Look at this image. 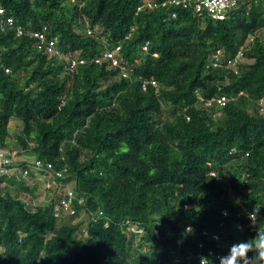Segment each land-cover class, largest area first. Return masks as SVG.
Instances as JSON below:
<instances>
[{
  "label": "trees",
  "instance_id": "1",
  "mask_svg": "<svg viewBox=\"0 0 264 264\" xmlns=\"http://www.w3.org/2000/svg\"><path fill=\"white\" fill-rule=\"evenodd\" d=\"M141 1L0 0L24 30L0 29V148L13 167L67 169L54 179L78 194L57 217L59 199H35L49 174L0 178V264H219L210 251L255 238L248 213L264 226V0L222 21ZM45 28L86 63L71 71L38 49ZM116 47L129 78L95 62Z\"/></svg>",
  "mask_w": 264,
  "mask_h": 264
},
{
  "label": "built area",
  "instance_id": "2",
  "mask_svg": "<svg viewBox=\"0 0 264 264\" xmlns=\"http://www.w3.org/2000/svg\"><path fill=\"white\" fill-rule=\"evenodd\" d=\"M259 0H165L161 3L155 0H142L137 11L143 9H154L157 7H168V6H181L183 8H192L193 11L198 15H205L213 20L222 21L225 20L229 14L236 10L237 8L257 2ZM0 29H4L6 26L14 27L18 36L23 35V27L21 25H15V20L12 17L5 16V9L0 7ZM172 17H176V14L173 13ZM44 31L32 32L31 35L36 39V44L38 49L44 50L48 55L55 56L60 59H63L67 63V69L75 70L78 65L86 63V60L74 57L71 54H66L60 51L57 48L58 38H49ZM144 50H147V47H144ZM157 56V55H155ZM243 56V48L239 50L234 58L227 60V65L235 69L238 68V63ZM223 61V53L221 50H218L212 57L211 64L213 67H221ZM96 63L107 62L109 69H118L119 74L123 78L130 77L131 68L121 59L120 47H116L111 51H107L103 54L102 57L95 59ZM7 73L10 72L9 69L6 70ZM152 85L157 87V83L152 81ZM147 82H143V88L145 89ZM230 99L228 97L222 96L214 98L207 103L208 106H211L213 103L217 104L218 108H223L226 106ZM258 106L261 111L264 112V96L258 100ZM63 154V151L61 149ZM63 161H66V157L63 154ZM14 162V157L9 152L4 151L0 148V178H26L29 174L28 166H31L37 172H45L53 178H66L67 169L57 171L51 163H44L41 160H34L30 164H27V167L24 169L11 166ZM66 186L64 194L59 198V202L56 207V216L57 217H70L75 213L73 202L78 198V194L74 191L69 185ZM79 202H83L80 200ZM252 224V222H251ZM142 230L139 229L136 225H129L128 231L126 233H135L139 234ZM216 237V236H214ZM217 240V239H216ZM218 241V240H217ZM209 256L218 259L222 254H214L212 251L209 252Z\"/></svg>",
  "mask_w": 264,
  "mask_h": 264
},
{
  "label": "clouds",
  "instance_id": "3",
  "mask_svg": "<svg viewBox=\"0 0 264 264\" xmlns=\"http://www.w3.org/2000/svg\"><path fill=\"white\" fill-rule=\"evenodd\" d=\"M258 214L257 209L248 213V218L252 221L251 226L256 231L255 238H249L231 245L227 255L218 257L219 264H264V226L256 222ZM224 215L227 216L228 213L225 212ZM238 229L243 230L240 226H238ZM192 231L191 227L186 229L189 234ZM213 239L218 240L219 237L216 236ZM199 259L200 264H212V261L206 256H201Z\"/></svg>",
  "mask_w": 264,
  "mask_h": 264
},
{
  "label": "rangeland",
  "instance_id": "4",
  "mask_svg": "<svg viewBox=\"0 0 264 264\" xmlns=\"http://www.w3.org/2000/svg\"><path fill=\"white\" fill-rule=\"evenodd\" d=\"M71 1L75 2V0H71ZM10 129H11V134L17 133L20 130V126H19L18 122L13 121L11 123ZM13 157H14V161L20 160L19 158H17L14 155V153H13ZM27 157L28 156H26V158ZM28 160L30 162H33L35 159H33V157H31ZM27 180L29 182H32V180L30 178H27ZM36 184L38 186L37 190L35 191V194L37 195V197L35 198L36 201L42 200L44 198L47 199V200H45L47 203H48V201H50L48 199H51V198L52 199L54 198L58 201V199L64 194V192L66 190V186L60 185L54 178H51V179H49L48 177L41 178L39 181L34 182V185H36ZM69 187H72V185H69ZM44 195H45V197H44Z\"/></svg>",
  "mask_w": 264,
  "mask_h": 264
}]
</instances>
